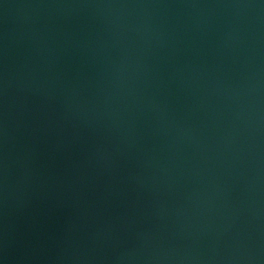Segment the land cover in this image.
<instances>
[{
	"label": "water",
	"instance_id": "95a60500",
	"mask_svg": "<svg viewBox=\"0 0 264 264\" xmlns=\"http://www.w3.org/2000/svg\"><path fill=\"white\" fill-rule=\"evenodd\" d=\"M0 264H264V0H0Z\"/></svg>",
	"mask_w": 264,
	"mask_h": 264
}]
</instances>
